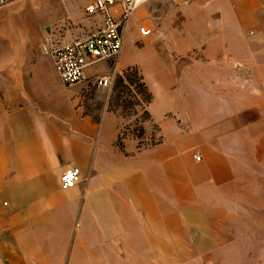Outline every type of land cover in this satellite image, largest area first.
<instances>
[{"label":"crops","instance_id":"1","mask_svg":"<svg viewBox=\"0 0 264 264\" xmlns=\"http://www.w3.org/2000/svg\"><path fill=\"white\" fill-rule=\"evenodd\" d=\"M146 9L114 62L140 69L154 145L84 116L49 54L0 59V264L222 258L233 213L264 208V0H174L170 43L137 47Z\"/></svg>","mask_w":264,"mask_h":264},{"label":"rangeland","instance_id":"2","mask_svg":"<svg viewBox=\"0 0 264 264\" xmlns=\"http://www.w3.org/2000/svg\"><path fill=\"white\" fill-rule=\"evenodd\" d=\"M87 2L88 0H12L1 5L0 59H11L14 52L20 53V57L24 58L33 49L46 54L43 44L47 36L60 42L61 38L86 32L96 22L94 17L87 16L82 11ZM143 6L147 9L142 12L140 19L150 23L139 24L136 19L134 21L137 24L133 27L132 22L130 29L137 34L132 43L141 47L146 38H150L153 44L161 41V38L164 44L170 43L173 29H177L178 24L181 25V22L174 23V0H148L140 8ZM126 25L123 36L128 39L131 33L124 32ZM140 26L150 28L151 33L142 36ZM105 63L107 67L102 73H93L81 83L68 87L69 100L75 102L84 116L89 115L93 119L105 114H116L122 122L121 136L129 134L138 141L143 138L140 142L144 144L154 145V127L148 123L146 112L149 94L140 69L135 64L118 68L114 61ZM100 65L98 63L93 67L98 68ZM103 77L107 78V82L99 84L98 79ZM261 193V204L264 206V189ZM233 215L231 222L235 225L227 229L232 242L225 244L227 253L222 258H136L132 257L134 252L132 256L128 252L126 257L124 253H117L123 257L108 259L94 258L91 252H84L83 258H69L68 264H264V208L259 211L234 212ZM187 246L189 244H181V247ZM75 254L73 252L74 256Z\"/></svg>","mask_w":264,"mask_h":264},{"label":"built area","instance_id":"3","mask_svg":"<svg viewBox=\"0 0 264 264\" xmlns=\"http://www.w3.org/2000/svg\"><path fill=\"white\" fill-rule=\"evenodd\" d=\"M12 0H0V6ZM148 0H88L82 11L95 18L89 30L55 42L47 36L43 50L53 60L54 71L64 86H73L86 80V70L99 62L114 61L123 45V29L133 12ZM142 36L151 29L140 26ZM107 82L99 78L98 83ZM194 159L199 161L200 156ZM81 180L77 167L65 169L59 177L61 189H70Z\"/></svg>","mask_w":264,"mask_h":264},{"label":"trees","instance_id":"4","mask_svg":"<svg viewBox=\"0 0 264 264\" xmlns=\"http://www.w3.org/2000/svg\"><path fill=\"white\" fill-rule=\"evenodd\" d=\"M149 94V93H148ZM149 100H150V95H149ZM149 102V101H148Z\"/></svg>","mask_w":264,"mask_h":264}]
</instances>
